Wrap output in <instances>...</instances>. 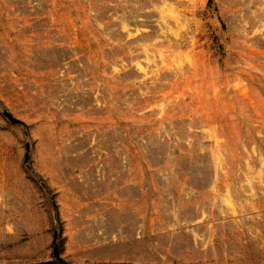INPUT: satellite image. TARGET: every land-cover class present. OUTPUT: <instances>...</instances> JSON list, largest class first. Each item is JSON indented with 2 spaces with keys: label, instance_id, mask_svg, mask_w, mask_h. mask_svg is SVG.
<instances>
[{
  "label": "rangeland",
  "instance_id": "rangeland-1",
  "mask_svg": "<svg viewBox=\"0 0 264 264\" xmlns=\"http://www.w3.org/2000/svg\"><path fill=\"white\" fill-rule=\"evenodd\" d=\"M0 264H264V0H0Z\"/></svg>",
  "mask_w": 264,
  "mask_h": 264
},
{
  "label": "water",
  "instance_id": "water-1",
  "mask_svg": "<svg viewBox=\"0 0 264 264\" xmlns=\"http://www.w3.org/2000/svg\"><path fill=\"white\" fill-rule=\"evenodd\" d=\"M5 116H6L10 121L15 122V123L17 122V120L14 119L12 116H10V114H8V113H5ZM54 253H55V256L58 257V253H57V249H56V248H54Z\"/></svg>",
  "mask_w": 264,
  "mask_h": 264
}]
</instances>
